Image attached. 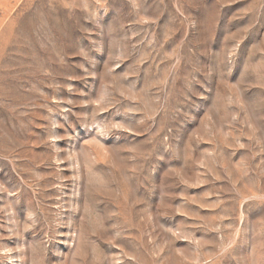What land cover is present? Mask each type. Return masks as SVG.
I'll return each instance as SVG.
<instances>
[{
  "label": "rangeland",
  "instance_id": "rangeland-1",
  "mask_svg": "<svg viewBox=\"0 0 264 264\" xmlns=\"http://www.w3.org/2000/svg\"><path fill=\"white\" fill-rule=\"evenodd\" d=\"M0 264H264V0H0Z\"/></svg>",
  "mask_w": 264,
  "mask_h": 264
}]
</instances>
